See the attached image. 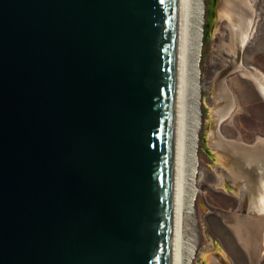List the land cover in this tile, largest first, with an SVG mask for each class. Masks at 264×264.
<instances>
[{"label":"water","instance_id":"obj_1","mask_svg":"<svg viewBox=\"0 0 264 264\" xmlns=\"http://www.w3.org/2000/svg\"><path fill=\"white\" fill-rule=\"evenodd\" d=\"M182 2L0 0V264H175Z\"/></svg>","mask_w":264,"mask_h":264},{"label":"rangeland","instance_id":"obj_2","mask_svg":"<svg viewBox=\"0 0 264 264\" xmlns=\"http://www.w3.org/2000/svg\"><path fill=\"white\" fill-rule=\"evenodd\" d=\"M234 2L245 9L250 18L249 27L253 25L250 38L242 46L237 41L239 31L233 34L227 22L220 21L216 27L218 32L212 35L208 25L209 0H202V40L191 96L198 115V128L195 131L197 165L194 164L188 174L192 187L197 190L188 199L184 219L185 240L193 253L189 264H199L200 255L211 252L214 245L224 250L222 252L230 257L232 264H264V214L252 211L242 215L243 212H239L241 199L236 194L235 179L231 174L218 170L216 165L215 172L203 140L207 134V110L213 106L212 91L216 88L217 106L225 92L230 93L233 101L230 114L217 127L218 133L225 140L238 143V147L245 149L243 145L247 146L252 150L249 152L245 149L250 154L264 157V98L245 74L224 72L227 63L238 56L241 67H251L264 77V0ZM231 38H235L236 42ZM215 78L218 79L216 84ZM258 142L263 143L262 151L256 150L259 148ZM217 173L222 174L221 181ZM221 184L226 187L222 188Z\"/></svg>","mask_w":264,"mask_h":264},{"label":"bare ground","instance_id":"obj_3","mask_svg":"<svg viewBox=\"0 0 264 264\" xmlns=\"http://www.w3.org/2000/svg\"><path fill=\"white\" fill-rule=\"evenodd\" d=\"M234 1L235 0H218V23L222 20H226L233 34L239 31L240 37H238L237 41L242 46L244 41H246L250 18L245 12V9ZM230 4L232 8L229 6ZM229 12H231V14ZM202 16V0H183L175 264H189L192 258L191 255L193 254L190 248L187 247V242L185 240L184 219L188 199L197 190L196 187H192L188 174L190 169L196 164L195 148L197 147V142L195 131L196 128H198V115L196 114L197 106L191 96L193 90L192 81L194 73L196 72L199 59L198 53L201 46ZM231 39L235 41V38ZM233 71H240L249 77L257 90L261 93L260 95L264 98V80L260 73H257V71L251 73L250 71L243 70L240 66L238 56H235L231 62L229 61L224 70V72ZM216 82H218L217 78H215L214 84H216ZM214 91L215 95L212 98L213 106L209 108V125L206 129L207 141L210 149L214 152L212 157L209 156L213 162V168L216 165L218 166V170L227 175L231 174L230 176L235 179L236 194L241 199L239 212L243 210L242 215H246L248 212L252 211L257 214H264V157L260 155V157H257L256 155L250 154L249 152H252V150L248 149L247 146L244 147L249 152L225 140L218 133L217 127L219 123L230 114L233 109V101L230 94L225 92L224 98L217 106L216 99L218 93L216 88ZM217 175L221 181L222 174L217 173ZM224 184L220 186L225 188L226 185ZM205 253L200 255L199 260H202L206 264H219V261L220 264H232L229 259L230 257H228L225 252H222L217 245L213 246L211 252ZM218 254H220V256ZM217 258L219 261H217Z\"/></svg>","mask_w":264,"mask_h":264},{"label":"crops","instance_id":"obj_4","mask_svg":"<svg viewBox=\"0 0 264 264\" xmlns=\"http://www.w3.org/2000/svg\"><path fill=\"white\" fill-rule=\"evenodd\" d=\"M243 68V67H242ZM243 70H245V71H250V72H256V71H253L252 70V68L250 67V68H248V69H244L243 68ZM240 72V71H239ZM257 73H259V72H257ZM244 76V75H243ZM261 76H262V74H261ZM263 77V76H262ZM251 80V79H250ZM263 80H264V77H263ZM253 83V82H252ZM254 84V83H253ZM228 94H230L229 92H227ZM231 96V95H230ZM223 98V97H222ZM231 99H232V97H231ZM216 102H217V100H216ZM232 142V141H231ZM235 143V142H234ZM238 143H236V145H237ZM239 145H241V144H239ZM258 145H259V148H256V150L257 151H259V150H261L262 151V149H261V146H263V143L262 142H258ZM242 146V145H241ZM243 147H244V145H243ZM224 251V250H223Z\"/></svg>","mask_w":264,"mask_h":264},{"label":"flooded vegetation","instance_id":"obj_5","mask_svg":"<svg viewBox=\"0 0 264 264\" xmlns=\"http://www.w3.org/2000/svg\"><path fill=\"white\" fill-rule=\"evenodd\" d=\"M229 8V7H228ZM228 10V9H227ZM230 14H231V12H229ZM233 14V13H232ZM222 21H226V20H222ZM227 22V21H226ZM253 25L251 26V27H249L248 28V30H247V34H246V40L247 39H249L250 38V36H251V34H252V32H253ZM256 33V30L254 31V34ZM252 38V37H251ZM244 48V47H243ZM243 50V49H242ZM242 212H243V210H242ZM221 251H223L222 249H220Z\"/></svg>","mask_w":264,"mask_h":264}]
</instances>
